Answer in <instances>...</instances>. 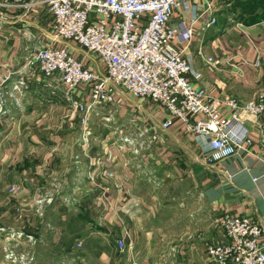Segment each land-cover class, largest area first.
I'll use <instances>...</instances> for the list:
<instances>
[{
	"label": "crops",
	"instance_id": "crops-1",
	"mask_svg": "<svg viewBox=\"0 0 264 264\" xmlns=\"http://www.w3.org/2000/svg\"><path fill=\"white\" fill-rule=\"evenodd\" d=\"M196 3L204 8L205 0ZM27 8L0 9V96L4 101L0 105V240H4L1 236L15 239L17 231L32 228L25 208L19 214H24L22 226L15 222L19 206L33 204L42 189L41 176L49 174L55 161L62 162L66 156L75 170L74 181L80 183L78 192H84L80 206L88 209L85 213L89 214L92 202L102 205L105 227L116 232L115 243L124 237L130 244L124 251L127 264L134 259L139 264H216L206 254V245L219 236L216 218L220 209L264 225V114L256 124L246 122L254 141L249 152L240 151L209 164L181 123L162 128L167 114L159 105L117 94L116 102L95 107L91 118L93 124L103 119V127L120 140L113 145L94 143L92 129L83 134L80 112L69 94L51 90L37 72L25 69L32 39L42 37L49 43L52 35L48 8L35 3ZM215 13L218 21L212 27H205L206 17L197 23L196 36L187 50L203 74L194 86L217 99L223 115L230 117L229 98L244 105L264 94V20L226 26L217 9ZM174 18L189 23V14L181 9ZM64 43L76 57L104 73V64L97 56L71 41ZM209 56L220 59L221 66L206 67ZM90 93V86L81 84L74 99L89 102ZM108 116L112 123L106 122ZM58 119L59 125L52 131ZM54 133L60 141L51 151L44 150L50 147L49 136ZM83 137L85 141H80ZM14 184L20 187L17 193L9 192ZM162 186L169 187L164 193L167 200L181 201L185 207H162L150 189Z\"/></svg>",
	"mask_w": 264,
	"mask_h": 264
},
{
	"label": "built area",
	"instance_id": "built-area-1",
	"mask_svg": "<svg viewBox=\"0 0 264 264\" xmlns=\"http://www.w3.org/2000/svg\"><path fill=\"white\" fill-rule=\"evenodd\" d=\"M196 1L0 0V9L27 8L32 3L48 8L52 15L51 42L42 37L32 39L31 57L25 69L37 72L51 90L69 94L80 112L85 136L95 107L116 102L117 94H128L159 105L167 114L162 128L181 123L183 130L192 134L207 163L215 164L251 150L254 141L248 135L246 122L256 124L264 114V94L244 105L229 98L232 114L226 117L218 108L217 99L194 86L203 74L195 68L194 56L187 49L201 19L206 17V28L218 21V1L205 0L204 8ZM178 9L189 14L188 24L174 18ZM64 41L97 56L104 64V73L76 57ZM205 65L216 69L221 60L209 56ZM81 84L90 86L89 102L74 99ZM152 131H156L155 125ZM19 190L15 184L9 188L11 193ZM216 219L219 236L206 245L211 260L216 264H264L262 223L221 209ZM116 243L120 251L130 248L124 237ZM131 264L139 263L134 259Z\"/></svg>",
	"mask_w": 264,
	"mask_h": 264
},
{
	"label": "rangeland",
	"instance_id": "rangeland-1",
	"mask_svg": "<svg viewBox=\"0 0 264 264\" xmlns=\"http://www.w3.org/2000/svg\"><path fill=\"white\" fill-rule=\"evenodd\" d=\"M219 2L220 7H217V10L222 15L221 21L226 26L237 23L249 25L264 20V0H219ZM51 95L54 96V94ZM0 98V105H3V96ZM51 104L49 103V107ZM63 106L66 111L65 104ZM113 121L106 120L108 123ZM59 122L60 119L53 122L52 131L56 124L59 125ZM93 123L91 118L90 125ZM104 123L103 119H98V122L89 129H92L95 135L93 142H107L113 145L120 138H112L109 128L103 127ZM113 125L115 124L113 123ZM43 132L40 133L43 134ZM54 136H49L50 147L44 150L51 151L50 148L60 141L55 133ZM81 140L85 141L84 137ZM63 141L67 142L66 138ZM71 141L75 142V140L69 139V142ZM87 141L89 143L91 139L89 138ZM64 154H67V151ZM69 159V156H66L62 162L55 161L56 165L54 164L49 174L45 173L41 176L42 189L32 205L19 206L20 211H17L15 222L18 226H22L24 214L22 216L19 214L24 213L21 208H25L29 213L32 228L23 229L24 232L17 231L19 236L17 235L15 239L11 238L12 240H6L4 236H1L4 240H0V264H127L126 252L120 251L114 241L116 237L114 228L105 227L103 206L92 202L89 214L85 213L88 209L80 206L83 203L84 192H78L80 183L73 179L75 170ZM150 189L162 201V207L177 209L185 207L181 201H169L164 197V193L169 190V187L162 186L160 189L150 187ZM78 193L82 195L80 196ZM180 212L183 211L180 210ZM26 234L28 235L26 236ZM174 236L176 234H173L172 237ZM132 249L135 251L136 247L132 245ZM137 252L136 250V257L138 256Z\"/></svg>",
	"mask_w": 264,
	"mask_h": 264
},
{
	"label": "trees",
	"instance_id": "trees-1",
	"mask_svg": "<svg viewBox=\"0 0 264 264\" xmlns=\"http://www.w3.org/2000/svg\"><path fill=\"white\" fill-rule=\"evenodd\" d=\"M264 4V3H263Z\"/></svg>",
	"mask_w": 264,
	"mask_h": 264
}]
</instances>
